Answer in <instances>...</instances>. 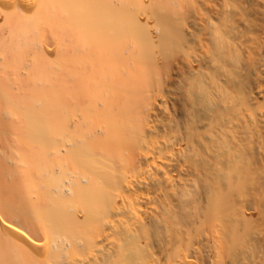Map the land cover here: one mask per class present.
I'll return each instance as SVG.
<instances>
[{"label": "bare ground", "instance_id": "bare-ground-1", "mask_svg": "<svg viewBox=\"0 0 264 264\" xmlns=\"http://www.w3.org/2000/svg\"><path fill=\"white\" fill-rule=\"evenodd\" d=\"M0 264H264V0H0Z\"/></svg>", "mask_w": 264, "mask_h": 264}]
</instances>
